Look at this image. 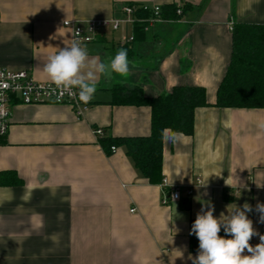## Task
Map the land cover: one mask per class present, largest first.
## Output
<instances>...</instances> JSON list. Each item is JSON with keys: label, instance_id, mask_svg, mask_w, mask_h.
<instances>
[{"label": "crops", "instance_id": "1", "mask_svg": "<svg viewBox=\"0 0 264 264\" xmlns=\"http://www.w3.org/2000/svg\"><path fill=\"white\" fill-rule=\"evenodd\" d=\"M125 3H176L181 13L155 22L144 39L126 41L135 37L128 24L83 46L105 63L124 45L132 53L126 77L98 74L81 117L67 103L14 104L0 175L13 170L20 182H0V264H192L188 256L198 251L190 250V221L209 201L216 217L229 204L249 203L248 216L264 234L255 211L264 203V129L257 126L264 108L215 106L231 59L230 22L264 24V0H0V67L50 82L48 57L72 43L64 20L119 18ZM116 84L148 97L182 85L206 89L209 105L195 110L193 134L163 139L162 177L179 187L180 199L164 203L162 181L144 178L121 146L108 154L93 132H151L149 106L111 103Z\"/></svg>", "mask_w": 264, "mask_h": 264}, {"label": "trees", "instance_id": "2", "mask_svg": "<svg viewBox=\"0 0 264 264\" xmlns=\"http://www.w3.org/2000/svg\"><path fill=\"white\" fill-rule=\"evenodd\" d=\"M186 7V5H184ZM176 3L161 6L162 19L179 17ZM139 17L148 19L152 10L137 8ZM144 23L134 25L135 39H144ZM232 53L227 72L217 90L215 106L220 108H264V24L234 21L232 25ZM127 54L132 50L124 45ZM90 103H92L90 101ZM113 104L147 105L151 108V132L140 136H100V144L108 154L111 147L121 146L134 167L151 183H160L163 165V130L172 129L185 135H191L195 127V110L208 106L206 89L197 85L174 87L170 92L155 97L145 96L138 86L127 87L116 84L112 88ZM91 105V104H90ZM9 178L11 181H8ZM2 184L20 182L13 170L3 171ZM230 200L229 195H225ZM196 218L190 221V231ZM221 236L225 233L223 229ZM192 252H197L199 241L194 234L189 236Z\"/></svg>", "mask_w": 264, "mask_h": 264}, {"label": "clouds", "instance_id": "3", "mask_svg": "<svg viewBox=\"0 0 264 264\" xmlns=\"http://www.w3.org/2000/svg\"><path fill=\"white\" fill-rule=\"evenodd\" d=\"M64 23L69 22L65 20ZM76 35L79 33L76 32ZM43 72L61 93L75 95L72 89H79V100L87 104L96 92L98 74L108 79L114 74L126 77L130 72V62L126 49L117 50L106 63L89 58L87 49L81 47L78 40H73L48 57ZM257 126L264 129V120ZM182 135L172 129H164L162 133L163 139L170 142H178ZM237 187L245 190L247 184L238 179ZM226 210L227 215L221 212L216 217L214 205L210 201L202 206L190 231V235L194 234L199 241L198 252L195 256L189 254L188 259L192 264H264V234L254 228L248 216L253 211L252 205L247 202L243 206L229 204ZM255 211L259 213V222L264 223V203L258 202ZM222 229L224 236L220 235ZM254 236L260 239V243L255 246L250 243ZM180 252L179 258H183V252Z\"/></svg>", "mask_w": 264, "mask_h": 264}, {"label": "built area", "instance_id": "4", "mask_svg": "<svg viewBox=\"0 0 264 264\" xmlns=\"http://www.w3.org/2000/svg\"><path fill=\"white\" fill-rule=\"evenodd\" d=\"M139 7L144 10H152L153 15L148 19L137 16L136 9ZM160 11V5L150 7L145 4L125 3L121 6L122 17L90 20L73 18L66 20L69 23L63 22V24L71 30L72 42L73 40H78L81 47H83L85 44L94 41L107 28L115 31L124 28L128 24L134 26L137 23H144V30L147 31L155 22L162 19ZM178 13H181L180 9H178ZM232 25L233 21L231 20V29ZM76 32L79 35H76ZM133 40L134 36L128 38L126 41L130 42ZM72 92L75 95H70L67 92L61 93L59 89H56L54 84L49 81L35 79L28 70H12L0 67V142L8 134L12 120V110L16 102L23 104L67 103L73 108L77 117H81L90 107L91 103L85 104L79 100V89L74 88ZM93 132L97 136L104 135L102 128H95ZM111 149L116 150V147L112 146ZM161 186L163 188L164 203L180 199L181 194L178 186H171L166 178L162 179ZM191 193L192 190L189 189L188 194Z\"/></svg>", "mask_w": 264, "mask_h": 264}, {"label": "rangeland", "instance_id": "5", "mask_svg": "<svg viewBox=\"0 0 264 264\" xmlns=\"http://www.w3.org/2000/svg\"><path fill=\"white\" fill-rule=\"evenodd\" d=\"M119 30H122V29H119ZM118 32V31H117Z\"/></svg>", "mask_w": 264, "mask_h": 264}]
</instances>
